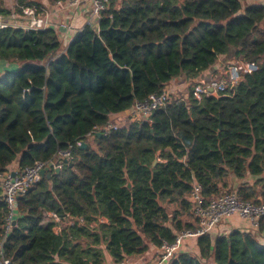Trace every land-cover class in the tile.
<instances>
[{"label": "trees", "instance_id": "16d2710c", "mask_svg": "<svg viewBox=\"0 0 264 264\" xmlns=\"http://www.w3.org/2000/svg\"><path fill=\"white\" fill-rule=\"evenodd\" d=\"M27 5L46 8L44 0H0V14ZM59 33L0 29V170L50 161L70 146L74 162L18 199L0 259L107 264V253L120 263L173 243L196 226L194 181L209 201L234 176L241 199L264 203V3L111 0L97 27L86 25L68 45ZM222 55L259 67L219 97H199L191 84L187 98L172 96L152 122L127 119L97 134L136 101L178 77L197 78ZM52 211L85 222L55 233L46 221ZM8 212L0 195V236ZM197 246L167 264H264V217L252 230L202 235Z\"/></svg>", "mask_w": 264, "mask_h": 264}, {"label": "built area", "instance_id": "2783aa9c", "mask_svg": "<svg viewBox=\"0 0 264 264\" xmlns=\"http://www.w3.org/2000/svg\"><path fill=\"white\" fill-rule=\"evenodd\" d=\"M16 2V0H7ZM111 0H58L57 6L63 9L65 7L78 8L83 4L90 7V17L86 20V25L97 27L103 12L109 8ZM260 2V0H248ZM64 25V24H60ZM22 27L24 29L43 30L54 28L59 31V26L54 23L50 13L47 10L40 11L36 6H22L21 12L13 11L9 16L0 14V29L5 27ZM67 26V25H64ZM258 64L251 61L237 60L230 63L223 74L219 77L214 75L204 76L193 81L194 92L197 96L211 95L214 91L218 95L225 93L231 86H235L241 81L244 72L255 71ZM171 89L167 88L161 93H154L146 100L136 101L133 108L129 111L130 120L149 121L152 122L154 112L164 105L171 98ZM178 97H188L183 94ZM112 128L116 129L117 124H109L100 129L102 133H108ZM82 142H78L81 145ZM72 147L59 151L50 161H37L34 165L25 168H9L0 170V195L6 201L8 207V215L6 216L5 234L0 236V253L3 254L4 243L7 233L16 223L17 202L24 196L28 190L42 179V170L52 162V170L62 168L64 164L73 160ZM159 159V158H158ZM15 173L13 175L12 173ZM192 204L193 213L197 220L195 228L180 231L173 243L164 242L160 247V258L156 264H162L169 261L182 250V244L187 239H197L198 237L210 234L211 231L222 223L225 219L238 215L243 219H247L254 227L259 225L260 220L264 217V203H256L255 201L243 200L239 197L236 189L228 188L223 190L211 200H205L202 194V185L197 181L193 182L192 190L189 195ZM46 221L51 223L53 232L60 233L63 229L73 226L76 223L85 222L84 218L61 216L57 212H48ZM101 221H106L101 218ZM0 264H10V260L6 258L0 259Z\"/></svg>", "mask_w": 264, "mask_h": 264}, {"label": "crops", "instance_id": "0c3cea01", "mask_svg": "<svg viewBox=\"0 0 264 264\" xmlns=\"http://www.w3.org/2000/svg\"><path fill=\"white\" fill-rule=\"evenodd\" d=\"M7 3V2H6ZM45 3V10H47L50 13V16L54 23H57L59 26V34L61 35V39L65 45H68V43L72 40L73 36L81 30L86 20L90 17V7L89 5L83 4L80 7L74 9L65 7L63 9L59 8L57 6L56 2L49 3L48 0H44ZM111 3V1H110ZM259 3H264V0H260ZM64 24V25H60ZM230 56L222 55L219 57L217 63H215L212 67L209 69L203 71L197 78H186L184 76L178 77L174 80H172L168 85L167 88H170L172 93V96H180L178 95V91L182 90L184 86H187L189 84H192L193 81L196 79H200L204 76L214 75V76H220L223 74V72L226 70V67L228 64H230ZM241 60V59H239ZM6 64L3 63L2 67H5ZM185 96L187 93H183ZM127 119H130L131 116L130 112H127L126 114H119L114 115L113 119L120 121L122 118L126 117ZM120 119V120H119ZM17 165L13 164L11 165V168H16ZM248 180L250 182H253V177H249ZM241 180L235 178L234 176L230 177L229 180V188L236 189L237 186L241 184ZM235 229L239 230H252L254 229V226L251 224V222L247 219H243L239 217L238 215H233L227 219H225L222 223H220L218 226H216L210 233L212 238H216V236L220 234L229 233ZM189 247H192V249L197 252L198 246H197V239H187L182 244V251H189ZM160 258V248L155 247L154 245H151L149 250L142 254H136L132 256H128L120 263H116L113 261V259L110 257L109 254L106 253V260L107 264H156L158 259ZM162 264H167L166 262Z\"/></svg>", "mask_w": 264, "mask_h": 264}, {"label": "water", "instance_id": "95a60500", "mask_svg": "<svg viewBox=\"0 0 264 264\" xmlns=\"http://www.w3.org/2000/svg\"><path fill=\"white\" fill-rule=\"evenodd\" d=\"M242 79H243V77L241 78V80H242ZM211 95H212V96H215V97H219V95H218L216 92H214V91L211 92ZM97 134H98L99 136H101V135H102V132L98 131ZM81 146H82V147H86V146H87V143H86V142H82V143H81ZM157 162H158V159H156V160L154 161V164L157 163ZM73 164H74L73 161H70V162H69V165H70V166H72ZM51 167H52V162H50L49 165L46 166V167L42 170L41 173H42V176H43V177H45V176H48V177H49V176L51 175V172H50ZM60 171H61L60 168H55V173H59ZM12 174L15 175L14 172H13ZM129 186H131V183H129Z\"/></svg>", "mask_w": 264, "mask_h": 264}, {"label": "rangeland", "instance_id": "374dc122", "mask_svg": "<svg viewBox=\"0 0 264 264\" xmlns=\"http://www.w3.org/2000/svg\"><path fill=\"white\" fill-rule=\"evenodd\" d=\"M6 2H7V5L9 6V7H13V4H14V2H9V1H7L6 0ZM237 61V60H236ZM232 62H235V61H231L230 63H232ZM229 65V64H228ZM221 76V75H220ZM219 76V77H220ZM218 77V76H217ZM190 87H191V84H189V85H187V86H184V88L182 89V90H179L178 91V95H180V96H182L183 95V93H188L189 92V90H190ZM120 120V119H119ZM127 121V116L126 117H124V118H122L120 121H118V120H114V122H113V124H117V125H119V124H123V123H127L126 122ZM159 160V159H158ZM188 249H190L189 251L190 252H192V253H194L195 251L192 249V247H189Z\"/></svg>", "mask_w": 264, "mask_h": 264}]
</instances>
